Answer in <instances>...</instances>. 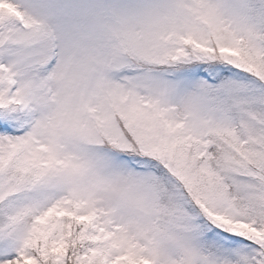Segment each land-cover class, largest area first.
Returning <instances> with one entry per match:
<instances>
[{"label":"snow or ice","instance_id":"snow-or-ice-1","mask_svg":"<svg viewBox=\"0 0 264 264\" xmlns=\"http://www.w3.org/2000/svg\"><path fill=\"white\" fill-rule=\"evenodd\" d=\"M0 264H264V0H0Z\"/></svg>","mask_w":264,"mask_h":264}]
</instances>
